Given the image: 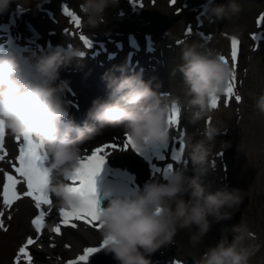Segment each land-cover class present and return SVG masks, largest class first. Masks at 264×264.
Wrapping results in <instances>:
<instances>
[{"label": "clouds", "instance_id": "1", "mask_svg": "<svg viewBox=\"0 0 264 264\" xmlns=\"http://www.w3.org/2000/svg\"><path fill=\"white\" fill-rule=\"evenodd\" d=\"M13 3L18 11L24 9L19 0H0V14L8 12ZM119 5L120 0H81L84 26L100 27L106 22L107 10ZM203 7L212 22L231 20L242 10L236 0L227 4L206 0ZM242 32L237 28L234 34L239 37ZM84 55L85 51L73 44L57 46L45 54H33L31 70L26 73L16 53L0 54V121L13 135L27 134L43 146L50 171L46 189L62 208L79 202V196L61 177L79 167L84 144L105 128H123L139 150L137 154L149 144H167L171 138L169 115L174 105H180L178 97L153 90L140 73H129L121 66L119 76L106 74L108 97L92 101L83 126L65 122L69 103L64 99L66 83L57 81L62 68L81 66ZM181 60L178 70L190 97L189 123L206 120L201 139L194 142L192 136L181 134L187 159L199 171L190 175L186 166L178 167L166 178L148 179L132 195L110 199L101 212L99 233L101 242L108 241L106 251L118 264H152L151 255L174 245L182 230L190 232L189 241L195 247L211 231L210 218L215 217L216 222L230 219L232 213L227 210L238 209L243 203L241 189L225 184L212 192L201 179L208 170L216 138L224 131L208 123L213 109L210 101L227 91L233 69L220 55L202 51L196 44L182 48ZM254 106L264 115V94L256 98ZM230 231L231 240L222 236L195 264H249L254 248L246 242L254 238L253 233L244 223L231 226Z\"/></svg>", "mask_w": 264, "mask_h": 264}, {"label": "rangeland", "instance_id": "2", "mask_svg": "<svg viewBox=\"0 0 264 264\" xmlns=\"http://www.w3.org/2000/svg\"><path fill=\"white\" fill-rule=\"evenodd\" d=\"M205 2L206 0H175V3L172 0H136L135 4H133L132 0H120L118 8L107 10L106 22L100 27L93 29L84 26L83 15L80 11L81 0H28L29 5H26L24 0H19V3L23 4L24 9L29 12L31 25L41 35L37 46L29 44L23 38L21 39L30 46V50L22 54L19 59L20 61L22 60L21 64L26 63V65H29L27 63H32L33 54L39 55V52L45 54L56 46H66L69 43L83 50L82 48H84L85 44L80 39V35H71L67 32L68 26L72 23L69 17L64 14L63 8L68 6L70 10L77 12L82 20L81 27L77 28V31L75 29L76 33L80 31L91 42H95V47L97 48L104 46L109 51L115 49V46H123L129 49L126 46L128 37H138V35L141 36V44L142 40L143 42L151 43L147 54H145L148 56L146 60L150 59L147 66L149 74L152 78H155V81L151 80L150 82L152 84L155 83V91L162 92L163 89L158 87L157 84L166 78L163 70L169 73L167 74L168 79L171 78L172 72L177 75L181 74L178 66L182 64L181 50L183 47L196 44L200 46L202 51L211 50L218 55L230 58V37H237L234 34L235 30L242 28V34L237 37L240 41V46L238 62L234 69L236 73L234 91L236 95L241 97V100L237 102L234 96L228 97L226 92L217 96L218 107L212 109L208 123L220 127L225 133L216 138L208 170L202 175L201 179L206 186L210 187L209 191L212 190V192L225 184L230 188L241 189L244 196L243 203L238 209H221V212L227 210L232 213L230 219H221L216 222V218L212 217L214 226L203 238L202 243L195 247L191 244L190 255L186 254L188 253L187 250L184 251L175 246L173 251L168 253L166 257L169 258L170 263L174 264L185 263L188 258L194 259L193 262H195L209 246L215 245L222 236H227L231 240V226L244 223L254 237L246 242L254 248V254L250 257L249 264H264V115H261L254 106L256 98L264 94V41L252 39L253 34L264 37V25L259 27L257 25V19L261 14H264V0H236L242 9L239 15L231 20L226 19L215 22L206 18L203 7ZM215 2L217 4H227L229 0H215ZM37 10L44 11V13L47 12L48 16L46 13L43 16L54 21L51 24L53 25L52 29L45 28V30H41L36 28ZM151 10H158L166 15L178 14L179 18L169 29L144 37L141 33L125 31L119 26V20L122 17L128 14H135L138 11ZM22 11H19V13L21 14ZM4 15L5 13L0 17L2 22L6 19V16L2 19ZM198 16L200 17L199 21L196 19ZM17 18L19 19V17ZM86 56H88L87 52ZM101 57H105V55L102 54ZM86 58L87 60L89 59V57ZM85 61L83 60V63ZM158 63H161L160 66L156 65ZM229 66L233 68L230 61ZM72 68H76L75 64H73ZM59 80L61 81L62 79ZM59 80L58 83H60ZM71 92H73L72 88ZM185 118L187 119L188 117ZM205 125L206 120L203 119L195 125L192 124L191 136L194 138V142L202 138ZM179 138L171 136L164 152L171 153V150L176 146L175 143L179 142ZM99 142L101 141L95 143ZM95 143L90 144L85 151L87 150L88 152L92 146H95ZM129 150H131L130 147ZM228 152H231L233 157L230 173L225 169L223 163V157ZM157 156H160V154H157ZM11 161H13L12 156ZM240 161L244 162L241 163ZM188 162L192 171H189V174H198L199 170L195 169L190 161ZM175 238L177 239V236ZM176 239L175 242H177ZM20 241H23V239L21 238ZM15 245H13V249H15ZM11 253L12 250L9 256ZM31 253L35 255L34 251H31Z\"/></svg>", "mask_w": 264, "mask_h": 264}, {"label": "bare ground", "instance_id": "3", "mask_svg": "<svg viewBox=\"0 0 264 264\" xmlns=\"http://www.w3.org/2000/svg\"><path fill=\"white\" fill-rule=\"evenodd\" d=\"M26 5H29V3L27 2ZM18 13L19 11L17 10V4L13 3L9 11L6 12L4 17L2 18L4 19L6 16L5 21L3 22L0 21V25L7 24L12 29V26L16 25L15 23L17 20L16 18L18 17L17 16ZM36 13H38L36 14L37 19L35 24L37 29L45 30V28L48 29L53 28V25L51 24L54 21L49 20L48 18L46 19L45 16H43L45 13L48 16L47 12L44 13V11L37 10ZM2 16L3 14H0V17ZM71 25L70 26L72 28L68 26L67 32H69L71 35H75L77 31V27L74 25V23H72ZM125 31H129V30H125ZM1 34L2 33L0 32V35ZM12 34L13 32L10 31V35ZM140 38L141 36L138 35L137 39L135 40L137 42H140ZM129 40H132V38ZM13 44H11V47L13 46ZM62 46L65 47V45ZM11 47L9 46V49L12 51ZM119 53L121 54V52ZM39 54L41 53L39 52ZM147 57L148 56H146L145 54L143 55L144 60H146ZM83 60H86L85 63H83L79 67L75 65L76 68H72L73 65L72 66L70 65L68 67L62 68L60 71V79L68 82V84L66 83V87H69V85L73 87L72 88L73 95L72 96L70 95L71 93V87H70V91L66 89L64 93V99L66 100L67 98H69L71 100H77V102L80 105L78 111H73L74 112L73 119L75 121L73 119H65V122L73 123L78 126H83V124L85 123L86 112L88 108L91 106V103L94 99L96 98L106 99L108 97L106 74H113L116 76H119L121 74L115 67V66L118 67L120 66L119 64L121 62L120 57L112 60L107 59L105 60V62H101V63H95V57L89 58L88 60L86 57H84ZM148 61L150 62V59L142 63L137 70L135 71L132 70V72L142 71L141 75L144 81L146 82L148 81L150 82L151 80L155 81L154 80L155 78H152L149 74V69L147 68L149 64ZM160 64L161 63H158L156 65L160 66ZM28 66L30 65L24 66L22 68H26ZM163 73L166 74L165 75L166 78L161 80L158 84L156 83L158 87H161L163 89L162 92L160 93L161 94L170 93L173 97H178L180 100V105H179L181 109L180 123L178 128L175 127L171 128V136L180 137L181 133H185L186 135L191 136L192 124L189 123L190 112L187 110L186 107L187 106L186 103L190 99V97L187 95V88L183 83L182 75L181 74L177 75L176 73L172 72L173 74L171 76L169 75L171 78L168 79L167 74L169 73L167 71L164 72V70ZM151 86L153 90H155L154 88L155 83H153ZM76 108L77 107H75V110ZM185 117L188 118L186 119ZM6 131H7L6 135L8 136L7 137L8 142L6 143L4 142V148L6 149L8 155L3 161H0V169H3L4 171L9 173H13L14 170L12 164L15 163L13 157L14 149L19 144H21L22 138L21 140L18 141L15 139L16 138L15 135L10 133L8 130ZM124 138H125V133L123 128H115V129L105 128L101 135L97 136L94 140L84 144L82 146V150L84 151L85 149H88L90 144L98 141L101 142L95 143V145L102 146L107 143H116L121 147H123ZM152 145L153 143L149 144L144 149V150L146 149L149 150L145 153H140L139 155L134 154L132 150H129V148L127 151L109 150L112 153L107 157L106 161L112 167L111 172H113L114 174L131 177V183L136 187L137 191H139L143 187V184L145 183V182L142 183L143 181H147L150 178L162 179V177L159 174L153 175L154 167H163L167 163H173L174 170L178 167L188 166L187 168L189 169V171H191V168H189V162L185 152L183 154L182 161L179 163L175 161H171L170 153H165L164 155H162L164 157V160H161L160 157L152 154V150H151L153 148ZM84 152H87V150ZM11 156L13 158V161H11ZM2 182H3V174L0 173V183ZM208 189H210V187H208ZM18 190L22 192L26 190V186L21 184L18 186ZM50 198L52 200L51 205L43 206L48 211L49 215L46 218L45 229L42 232V234H37L31 224V220L33 219L37 210L35 208L34 201L30 197H25L16 201L11 208H5L3 204L0 203V211L4 212V216L0 217V219H2L4 222V228L7 229L5 231L3 228H0V264H14V257L16 256L20 246L26 242L28 237H33L34 239H36V243L30 246L29 248V252L32 257V264H65L64 262L66 259H70V258L74 259L78 257L79 255L82 254L83 250L86 247L96 246L100 244L101 237L99 230L95 228L93 225L86 224L83 221L82 222L75 221L77 225V227L75 228L61 225L62 234L60 235H57L56 233L50 231L51 228L55 227L57 224L60 223L59 212L61 209L59 204L56 202L55 197L51 196L50 194ZM9 217L11 218L9 219ZM51 217L52 219L50 220ZM212 226L214 225L212 224ZM189 237H190V232L188 230L180 231L177 234V239L175 238L178 244H176L177 242H175L174 245L169 246L167 248H162L158 250L156 253L152 254L150 257L152 264H174V263H170L169 258L166 257V255H168V253L173 251V247L175 246H177L181 250L184 251L187 250L188 253L186 254L190 255L192 246L189 241ZM21 238L23 239V241H20ZM14 244H16L15 249L12 248ZM11 250L12 253L9 256ZM31 251L35 252L34 256L32 255ZM21 264H24V262L22 261Z\"/></svg>", "mask_w": 264, "mask_h": 264}, {"label": "snow or ice", "instance_id": "4", "mask_svg": "<svg viewBox=\"0 0 264 264\" xmlns=\"http://www.w3.org/2000/svg\"><path fill=\"white\" fill-rule=\"evenodd\" d=\"M135 4L136 0H132ZM175 3V0H172ZM64 14L70 18V22L74 23L77 28L82 25L81 17L72 10H69L68 6L63 8ZM258 27L264 25V14L257 19ZM264 37L257 34L252 35L253 40H259ZM80 39L83 41L86 47H91V41L83 34L80 35ZM240 41L237 37L231 38V62L233 65V71L229 86L226 91L228 97H233L237 102L241 100L239 95L235 94L234 81L236 79V73L234 71L236 67V61L238 59ZM220 58L229 63L228 58L220 55ZM210 106L215 109L218 107V98L213 96L210 101ZM181 109L178 105H174L169 115V125L171 128L179 127ZM182 134V133H181ZM6 136V128L2 121H0V161H3L8 153L4 148V141ZM16 140H21V137L16 136ZM175 139V138H174ZM167 145V144H166ZM42 145H37L31 136L25 135L22 137L21 146L19 147L18 155L15 158V163L12 164L13 173H9L0 169V173L3 174V182L0 183V203L5 208H11L12 205L25 197H30L34 201L35 208L37 210L31 224L37 234H42L45 229L46 218L48 217V211L43 207L45 205H51L52 200L50 193L46 189L48 183V177L50 171L48 166H45V162L48 161L46 152L41 151ZM131 147L133 150L139 152L136 145L132 141L131 137L125 134L123 147L116 143H107L100 147H97L91 151L89 155L83 156L80 160L79 167L70 174L71 187L70 191L79 196V202L69 208H61L60 223L51 228L50 231L57 235L61 233V225L69 227H77L75 221L81 220L85 223L93 225L99 230L102 227L100 223L102 209L99 207V201L97 199V186L96 178L103 170V166L106 163L107 157L112 151H127ZM183 138L180 135L179 143L171 150V161L177 163L182 161L183 157ZM164 160V157H160ZM172 171H174L173 163H167L163 167H154L153 175L159 174L162 178H166ZM25 185L26 190L19 191V185ZM4 216V212L0 211V217ZM11 217H9L10 219ZM0 228H4V222L0 219ZM36 243V239L28 237L26 242L22 244L14 257V264H32V257L29 252L30 246ZM108 241L105 240L99 247H86L83 250V254L79 255L73 260H69L67 264H86L88 258L94 253L98 252L100 248L106 247Z\"/></svg>", "mask_w": 264, "mask_h": 264}, {"label": "water", "instance_id": "5", "mask_svg": "<svg viewBox=\"0 0 264 264\" xmlns=\"http://www.w3.org/2000/svg\"><path fill=\"white\" fill-rule=\"evenodd\" d=\"M178 18L179 15L168 16L156 10L143 11L135 15L125 17L119 22V26L128 30L153 34L158 31H165L169 29ZM17 28L22 36L26 37L32 42H36L40 38V35L29 23V13L27 11L23 13ZM224 164L227 171L230 173L233 165V157L231 152H228L225 155ZM86 264H118V262L114 259L113 254L108 253L106 251V247H103L100 248L98 252L90 256ZM186 264H195V262L191 260Z\"/></svg>", "mask_w": 264, "mask_h": 264}]
</instances>
